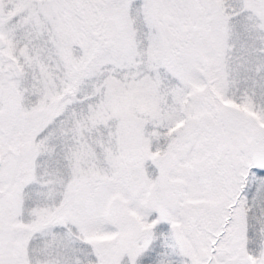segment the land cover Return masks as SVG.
<instances>
[{
  "label": "snow or ice",
  "instance_id": "6c2138e0",
  "mask_svg": "<svg viewBox=\"0 0 264 264\" xmlns=\"http://www.w3.org/2000/svg\"><path fill=\"white\" fill-rule=\"evenodd\" d=\"M0 264H264V0H0Z\"/></svg>",
  "mask_w": 264,
  "mask_h": 264
}]
</instances>
